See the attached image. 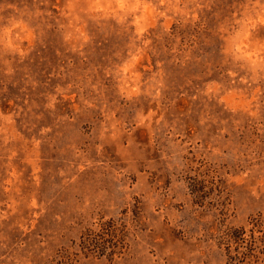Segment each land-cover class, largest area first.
<instances>
[{
    "label": "rangeland",
    "instance_id": "1",
    "mask_svg": "<svg viewBox=\"0 0 264 264\" xmlns=\"http://www.w3.org/2000/svg\"><path fill=\"white\" fill-rule=\"evenodd\" d=\"M0 264H264V0H0Z\"/></svg>",
    "mask_w": 264,
    "mask_h": 264
},
{
    "label": "trees",
    "instance_id": "2",
    "mask_svg": "<svg viewBox=\"0 0 264 264\" xmlns=\"http://www.w3.org/2000/svg\"><path fill=\"white\" fill-rule=\"evenodd\" d=\"M104 228H102V226H100V230H98L99 232H94V231H88L86 232V234L84 236L81 237L80 243L82 245V248H86V250H90L88 249L89 247L95 248L96 247V251H101L102 249L107 248L106 246H108L109 244H100L98 241L99 240H103V235L106 234L107 235V231L103 230ZM237 232V236L234 234H230L229 238L231 241L235 242V244H237L239 246V241L241 239H244V230L240 229ZM92 234V236L94 237H90V235Z\"/></svg>",
    "mask_w": 264,
    "mask_h": 264
}]
</instances>
